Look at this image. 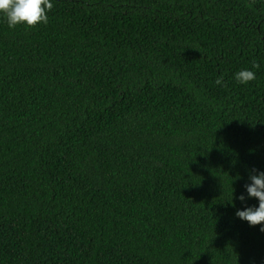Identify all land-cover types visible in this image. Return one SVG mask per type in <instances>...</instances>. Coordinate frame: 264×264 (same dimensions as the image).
I'll return each mask as SVG.
<instances>
[{
  "label": "trees",
  "instance_id": "obj_1",
  "mask_svg": "<svg viewBox=\"0 0 264 264\" xmlns=\"http://www.w3.org/2000/svg\"><path fill=\"white\" fill-rule=\"evenodd\" d=\"M52 2L0 17V264H264V0Z\"/></svg>",
  "mask_w": 264,
  "mask_h": 264
},
{
  "label": "clouds",
  "instance_id": "obj_2",
  "mask_svg": "<svg viewBox=\"0 0 264 264\" xmlns=\"http://www.w3.org/2000/svg\"><path fill=\"white\" fill-rule=\"evenodd\" d=\"M52 7V0H0V17L5 19L9 28H15L18 25L31 28L46 24L47 13ZM234 78L240 84H248L255 80L256 73L244 69L235 73ZM215 82L223 86L222 79L218 78ZM235 179L239 180L241 177L237 175ZM248 180L249 182L244 185V193L236 197L242 208L235 212V216L241 222H246L250 228L259 225V231L264 233V172L249 170ZM250 199H254L257 206H247L246 202Z\"/></svg>",
  "mask_w": 264,
  "mask_h": 264
}]
</instances>
